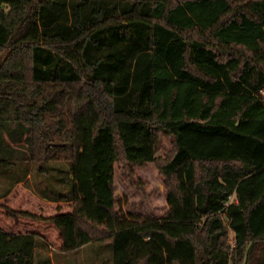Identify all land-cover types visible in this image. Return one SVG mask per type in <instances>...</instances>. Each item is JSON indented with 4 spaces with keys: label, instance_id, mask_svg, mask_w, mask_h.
<instances>
[{
    "label": "trees",
    "instance_id": "obj_1",
    "mask_svg": "<svg viewBox=\"0 0 264 264\" xmlns=\"http://www.w3.org/2000/svg\"><path fill=\"white\" fill-rule=\"evenodd\" d=\"M0 127L40 172L72 171L70 196L0 197V264H35L37 238L110 241L112 264H264V0H0ZM147 163L161 218L115 206V165L139 187Z\"/></svg>",
    "mask_w": 264,
    "mask_h": 264
},
{
    "label": "rangeland",
    "instance_id": "obj_2",
    "mask_svg": "<svg viewBox=\"0 0 264 264\" xmlns=\"http://www.w3.org/2000/svg\"><path fill=\"white\" fill-rule=\"evenodd\" d=\"M0 133L2 139L0 154L12 162L8 166H0V197L19 183L26 185L39 197L50 201L58 200L61 195H71L72 171L69 161L65 159L51 161L48 164V172H40L35 162L24 159V153H27L28 149L21 133L17 134L11 127H0ZM171 140V136L161 137L157 155L165 154L171 146ZM8 145L15 150H8ZM133 171L135 178L139 180V187L125 182L120 173V166L115 165L116 208L126 215L132 214L140 219L146 215L163 217L167 210V202L162 175L153 163H147L144 167H134ZM129 205H134V208L131 209ZM229 237L233 244L232 232ZM52 249L41 238H37L35 264H83L81 253H85L87 261L96 260V264H112L113 247L107 240L91 241L72 252Z\"/></svg>",
    "mask_w": 264,
    "mask_h": 264
},
{
    "label": "crops",
    "instance_id": "obj_3",
    "mask_svg": "<svg viewBox=\"0 0 264 264\" xmlns=\"http://www.w3.org/2000/svg\"><path fill=\"white\" fill-rule=\"evenodd\" d=\"M84 246V245H83ZM82 247V246H81ZM50 248L52 249V247L50 246ZM54 251V249H52ZM73 251V250H72ZM72 251H60V252H72ZM81 258H82V263L83 264H96V260H86V256L85 253H81ZM87 259H91V258H87Z\"/></svg>",
    "mask_w": 264,
    "mask_h": 264
}]
</instances>
